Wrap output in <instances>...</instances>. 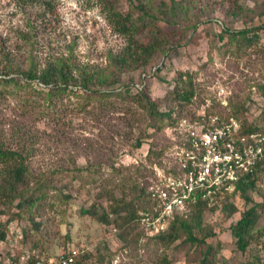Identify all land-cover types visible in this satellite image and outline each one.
Listing matches in <instances>:
<instances>
[{
    "label": "rangeland",
    "instance_id": "374dc122",
    "mask_svg": "<svg viewBox=\"0 0 264 264\" xmlns=\"http://www.w3.org/2000/svg\"><path fill=\"white\" fill-rule=\"evenodd\" d=\"M179 1L185 6V13L177 14L182 34L169 39L170 51L155 57L145 70L123 76L121 82L127 86L121 90L142 89L151 100L162 101V110L178 105L165 102L164 96L180 73L189 72L194 97L180 106L181 116L171 127L148 117L145 104L114 98L86 102L81 94L48 96L47 89L35 82L0 85V149L22 156L30 189L44 186L42 200L7 226L3 253L34 251L48 260L74 249L76 260L87 255L83 264H165L164 257L169 264H185L186 253L178 243L162 245L139 224L121 238L111 224L78 213L99 194L125 202L134 199L137 209L144 202L145 208L146 200L136 199L134 186L145 188L166 168L169 152L181 138L180 121L196 123L197 118L210 117L205 122L211 124L213 116L227 118L233 108H243L244 117L264 126V30L252 43L239 47L217 37L222 30L263 25L264 17L258 20L253 12L264 10V0ZM130 2L148 6L169 0H119L117 8L126 11ZM125 46L99 0H0V68L9 60L14 67H24L31 55L42 69L70 53L79 68L100 69ZM5 167L8 164L0 163V181ZM83 168L89 170L72 179V171ZM258 186L251 196L255 202L262 201L264 191L263 184ZM62 193L70 199L61 200ZM99 203L107 207L105 198ZM233 203L238 213L230 220L221 211L222 204L204 212L205 224L220 242L216 264H258L264 260V238L244 253L237 250L229 226L250 205L239 197ZM15 206L0 202V224L8 220L9 212H17ZM256 229L264 230V217ZM134 236L137 240H130Z\"/></svg>",
    "mask_w": 264,
    "mask_h": 264
},
{
    "label": "trees",
    "instance_id": "16d2710c",
    "mask_svg": "<svg viewBox=\"0 0 264 264\" xmlns=\"http://www.w3.org/2000/svg\"><path fill=\"white\" fill-rule=\"evenodd\" d=\"M99 1L106 10L107 18L114 32L126 40V46L122 52L110 55L104 68L94 70L79 68L71 58V54L68 53L65 57L40 69L30 55L27 65L24 67L22 65L14 67L11 61L7 60L9 62L7 66H9L0 68V85L18 87L24 83L26 86H30V83L35 82L47 89L48 96L66 93L75 96L81 94L85 97L86 102L91 99L102 101L114 98L124 102L145 104L148 106L147 115L154 122L168 127L173 126L181 116L180 106L190 104L194 97V91L190 89L192 76L189 72L180 73L179 78L175 80L174 88L168 90L164 96L165 102L178 105L163 107L162 110L159 108L162 101L151 100L142 89H136L134 93L128 89L124 91L123 89L127 86L123 88L121 82L123 76L145 70L155 57L170 51L172 45H169V39L182 34L180 30H177L180 27L177 14L178 12L185 13L184 4L179 0H169V3H151L148 6L130 2L129 9L122 11L117 8L119 0ZM253 13L258 20L264 17L262 8ZM252 19H250L251 25L255 21ZM199 23L192 25L193 29ZM262 30H264V24L233 32L226 29L217 34V37L221 41L227 38L229 43H235L239 47V43L245 45L259 38ZM12 74L18 77L16 79L8 78ZM121 88L123 89L121 90ZM262 89L264 91V88ZM245 113L243 108L239 110L233 108V112L227 118L213 116L216 119L213 121L212 118L213 127H218L222 122H227L230 117H234L239 121L240 129L238 133L232 135L231 140L249 137L252 134L264 137V126L258 124L256 120L244 117ZM239 114H241L242 120L238 119ZM208 119L197 118L195 122L208 128L210 126L205 122ZM140 146L141 144L138 143L136 148H140ZM0 163L8 164V167L4 168L0 181V202L4 204L15 202L14 209L17 211L13 214L9 212L8 220L0 224V244H2L6 239L5 230L9 223L12 220L20 219L21 214L31 210L37 202L42 200L44 186L39 183L35 189L29 188L28 168L23 165V158L17 152L0 149ZM87 170L89 169L83 168L72 171V179ZM259 184L264 185V159L258 162L250 172L240 177L232 193L223 197L217 196L212 208L208 202L198 199L192 204L189 213L174 214L167 230L152 237H155L156 242L162 245L178 243V248L186 253L185 264H216L220 242H217L214 229L205 224L204 212L222 204L220 209L225 213L226 219L230 220L238 213L233 200L239 197L246 205L250 206L240 213L238 221L230 224L229 231L237 250L244 253L251 245H260L259 241L264 238V230L256 229L259 219L264 217V191L261 202H255L251 197L253 193L258 192ZM134 189L138 193L136 199L144 201L146 198L145 188L142 185H135ZM104 198L107 202L106 208L99 203ZM69 199L70 196L61 194V200L68 201ZM134 206V199L125 202L115 199L113 195L102 196L99 194L94 197L92 204L80 208L78 213L80 216H88L100 223L111 224L114 232L122 238L121 233L125 232L126 236H130L132 230L138 227L140 213L145 211L144 202L141 209ZM0 214H2L1 211ZM110 217H113L112 220ZM28 219L33 223L34 229L38 230L39 225L33 221V218L29 217ZM131 239L137 240L135 236ZM14 253L15 255L12 257L11 251L8 250L1 255L3 258L13 259L19 257L23 252L14 250ZM84 259H87V255L79 257L75 264H83ZM163 262L170 263L167 257L163 258ZM248 264L253 263L248 262ZM258 264H264V260H259Z\"/></svg>",
    "mask_w": 264,
    "mask_h": 264
},
{
    "label": "built area",
    "instance_id": "2783aa9c",
    "mask_svg": "<svg viewBox=\"0 0 264 264\" xmlns=\"http://www.w3.org/2000/svg\"><path fill=\"white\" fill-rule=\"evenodd\" d=\"M213 124L208 128L186 121L178 124L181 138L169 152L166 168L145 186V211L140 213L138 224L147 234L153 236L167 230L173 215L189 213L198 199L213 206L217 196L232 193L240 177L264 159L263 136L252 134L231 140L240 129L234 117L218 127ZM3 244L0 264H75L78 256L77 250L70 249L56 259L45 260L34 251L13 259L3 258ZM11 254L15 255L13 251Z\"/></svg>",
    "mask_w": 264,
    "mask_h": 264
}]
</instances>
